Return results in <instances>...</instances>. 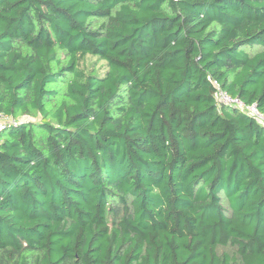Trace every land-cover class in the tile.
<instances>
[{"label": "trees", "instance_id": "obj_1", "mask_svg": "<svg viewBox=\"0 0 264 264\" xmlns=\"http://www.w3.org/2000/svg\"><path fill=\"white\" fill-rule=\"evenodd\" d=\"M209 78L264 115V0H0V264H264V124Z\"/></svg>", "mask_w": 264, "mask_h": 264}, {"label": "built area", "instance_id": "obj_2", "mask_svg": "<svg viewBox=\"0 0 264 264\" xmlns=\"http://www.w3.org/2000/svg\"><path fill=\"white\" fill-rule=\"evenodd\" d=\"M212 82V84L215 86L216 91H215V97L218 102H223L226 104H233L238 106L239 108H242L255 116L258 120L263 122L264 124V115L258 111L256 106L254 104H245L241 99L237 97H231L228 95L224 90L221 89L218 81L216 79H211L209 78ZM7 118L0 117V127L2 126V122L5 121Z\"/></svg>", "mask_w": 264, "mask_h": 264}, {"label": "rangeland", "instance_id": "obj_3", "mask_svg": "<svg viewBox=\"0 0 264 264\" xmlns=\"http://www.w3.org/2000/svg\"><path fill=\"white\" fill-rule=\"evenodd\" d=\"M22 119H24V118L22 117Z\"/></svg>", "mask_w": 264, "mask_h": 264}]
</instances>
